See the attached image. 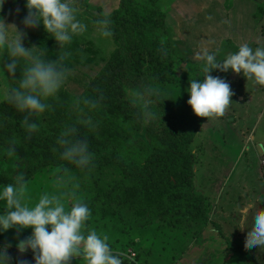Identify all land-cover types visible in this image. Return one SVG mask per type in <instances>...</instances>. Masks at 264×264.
I'll list each match as a JSON object with an SVG mask.
<instances>
[{
    "label": "rangeland",
    "instance_id": "rangeland-1",
    "mask_svg": "<svg viewBox=\"0 0 264 264\" xmlns=\"http://www.w3.org/2000/svg\"><path fill=\"white\" fill-rule=\"evenodd\" d=\"M8 1L12 2L9 6ZM206 1L207 7L210 4L207 9ZM17 2L19 6L16 8L14 4ZM23 3L24 0H5L0 9V17L6 24L14 25L18 29L22 28V20L27 14ZM170 5L172 12L168 15L167 24L177 53L189 63V66L184 64L181 67L182 71L190 75L187 83L197 78L201 82L204 79L202 68L199 66L203 63L199 54L204 48H207L209 52L217 53V59L221 60L227 54L236 52L238 46L244 43H248L253 48L264 46V0H171ZM234 7H237L241 16ZM78 8V18L88 25V31L74 39H81L85 47L88 46L90 50L81 51L73 44L66 45L60 50L59 44L53 38L52 44L44 47H53L54 57L51 61H55L57 56L64 52L72 58L70 66L65 64L69 70L65 85L55 99L48 101L53 106L54 101L59 99L60 93L65 92L68 95L66 104L71 110L84 93L86 84L97 76L106 63L105 60L115 49L111 40L101 39L98 36L94 24L87 23L91 14L101 15L97 12V8L89 10L81 6ZM233 9L236 10L235 13ZM217 10H221L223 14L217 13ZM85 13L88 15H84ZM223 26L232 28H228L227 31ZM44 34L48 33L42 26L26 30V38L22 41L24 47L26 49L37 47L36 41L44 37ZM34 51L45 55V50L37 48ZM88 59L92 62L87 63ZM19 78V72L13 74L12 79ZM227 83L233 93L231 103L223 116L209 117L205 120L192 146L196 155L193 178L196 191L207 199L206 205L211 204L213 208L218 209V213H214L215 223H210V220L202 222L200 218L195 221L190 215L184 216L183 212L177 214L178 211H189L188 208L177 209L168 220L157 223L147 219L141 220V216L137 214L135 216L132 213H128L132 220L107 216L108 206L96 200L90 193V181L74 171L80 184L75 197L87 203L92 213L88 222L89 227L96 229L98 233L106 234L109 237L110 246L114 252L122 253L123 260L131 264H149L147 257L151 255V251L160 247L166 250L165 245H204L201 247L204 251L205 245H208L206 249L215 250V254L221 251L227 254L223 258H207V255H204L202 258L204 262L211 260L217 264H240L244 259L242 264H251L255 259L257 264H264V253L253 248H246L247 229L238 227L241 219L240 210L249 202L256 207H264V166L262 165L264 161V87L255 85L242 74L232 72ZM11 84V78L0 79V94L5 85ZM157 91L164 99L184 100V93L179 92L177 87L164 86ZM142 98H145V95H142ZM136 138L145 140L146 134L141 132ZM19 158L17 156L9 159L2 153L0 173L9 174L12 177L17 172L24 173V166ZM59 171L60 168H52L29 181L25 200L34 201L42 193L51 191L52 177ZM208 208L205 209L207 215ZM2 210L3 206L0 204V211ZM117 210V207H114V211ZM180 216L183 217L180 218ZM135 219L136 223L133 222ZM251 219L252 211L249 212L248 220L245 221V227L250 226ZM31 231L30 228L19 232L9 229L0 234V246L12 245L10 248L15 251L20 260L34 264L31 250L21 255L16 248V244L20 240L27 239ZM235 246L239 250L246 249L251 260H247L243 252L238 255ZM132 254L136 257L132 258ZM176 255L178 261L175 264H181L185 258H180V252ZM70 264H81V262L71 260Z\"/></svg>",
    "mask_w": 264,
    "mask_h": 264
},
{
    "label": "trees",
    "instance_id": "trees-1",
    "mask_svg": "<svg viewBox=\"0 0 264 264\" xmlns=\"http://www.w3.org/2000/svg\"><path fill=\"white\" fill-rule=\"evenodd\" d=\"M170 1L120 0L119 7L109 14L113 35L108 39L115 49L78 98H99V108L89 110L81 105L82 110H78L77 100L71 110L66 104L68 95L61 92L51 111L33 118L39 128L29 136L20 127L22 114L0 101V150L11 138L17 140L15 154L22 161L28 182L52 168L73 167L59 160L53 148L60 131L76 125L80 136L87 137L94 158L89 171H73L90 181V193L108 206L107 216L132 220L128 216L132 213L157 223L168 220L177 209L188 208L177 214L183 212L202 222L210 220L205 198L197 193L193 179L196 155L192 146L206 118L194 115L187 104L190 75L181 67L189 63L177 53L170 35ZM89 2L76 0L78 6L88 10L92 9ZM96 10L103 14L100 8ZM98 17L91 14L87 23L93 25ZM36 44L45 50V59L54 57L53 47L44 48L52 44L50 34H44ZM71 44L81 51L90 50L81 39H73ZM71 62L72 58L66 56L65 64L70 66ZM230 73L213 70L209 75L227 82ZM164 86L177 87L184 93V100L162 98L157 89ZM148 91L151 95L146 94ZM149 112L151 119L145 116ZM88 117L96 124L92 130L78 124ZM141 132L146 134L145 140L136 138ZM12 180L9 174L0 173V184ZM235 248L251 260L246 249ZM8 255L12 264L20 260L11 248Z\"/></svg>",
    "mask_w": 264,
    "mask_h": 264
},
{
    "label": "clouds",
    "instance_id": "clouds-1",
    "mask_svg": "<svg viewBox=\"0 0 264 264\" xmlns=\"http://www.w3.org/2000/svg\"><path fill=\"white\" fill-rule=\"evenodd\" d=\"M5 0H0L2 9ZM27 14L22 20V28L8 25L0 17V79L11 78L12 84L5 85L0 100L22 114L20 127L30 136L38 131L39 125L34 117L51 111L49 100L55 99L68 79L69 70L65 65L64 52L55 61L46 60L45 55L34 51L38 47L26 49L23 39L26 30L42 26L61 48L71 45L74 37L88 31V25L78 18L79 8L76 0H24ZM98 36L111 38L112 20L101 14L95 21ZM203 81L199 78L189 82L186 90L187 104L197 117L209 118L223 116L231 103L233 95L229 83L220 77L209 75L213 70L231 71L242 74L255 85L264 87V46L251 47L248 43L238 46L236 52L217 59V53L202 49L199 54ZM6 61V62H5ZM19 72L20 78L12 79ZM147 95H151L148 91ZM83 105L89 110L100 106V99L82 98L77 101L78 110ZM147 119L152 114L145 113ZM89 130L96 127L91 117L78 121ZM3 120L0 118V127ZM8 146L0 151L9 158L16 157L17 140L13 137ZM53 152L58 158L73 167H61L52 177V190L42 193L38 199L27 202L25 192L28 181L25 174L17 172L11 183L0 184V234L9 229L17 232L31 229V235L16 244L22 255L27 250L33 253L34 264H70L79 258L81 264H124L122 253L114 252L106 234L98 233L89 227L91 210L87 203L75 197L80 184L73 168L80 172L91 169L94 154L86 136H80L76 125L65 126L55 140ZM70 201V203H67ZM252 211L250 226L245 227L249 212ZM239 228L247 229L246 248L264 253V207H256L249 202L240 210ZM10 244L0 246V264H12L8 255ZM17 264H28L21 259Z\"/></svg>",
    "mask_w": 264,
    "mask_h": 264
},
{
    "label": "crops",
    "instance_id": "crops-1",
    "mask_svg": "<svg viewBox=\"0 0 264 264\" xmlns=\"http://www.w3.org/2000/svg\"><path fill=\"white\" fill-rule=\"evenodd\" d=\"M7 3L9 6V3L11 5L12 2L8 1ZM207 4H208V2L206 1L205 2V5H206L205 8L206 9L210 6V4H209V6L207 7ZM14 5L16 6V8L19 6L18 2L15 3ZM89 5L91 8H100L102 10L103 14L109 15L111 12H113L114 10H116L119 7L120 0H90ZM234 8L237 9V7H234ZM235 9H233L234 13L236 12ZM221 10H217V13L221 14V12H222ZM233 10L231 11L232 13H233ZM237 11H238V9H237ZM237 13L239 14V11ZM222 14H223V12H222ZM239 15L241 16V14H239ZM223 28H225V26H223ZM228 28L230 29L232 27L229 26V27H226L225 29L227 30ZM236 34H237V31H236ZM233 36H235V35H233ZM233 36H231V37H233ZM223 38H224V36H223ZM225 38H229V37H225ZM262 165L264 166V161H262ZM205 202H206V204H208L206 198H205ZM209 205H210V208H208ZM209 205H206V207L208 208V215H209L210 221H211L210 223H215L216 218L214 217V213L217 214L218 209L213 208L211 204H209ZM202 246H204V245H165L166 250H164L163 247H160L156 250H152L151 255L149 257H147L148 262H149V264H175L178 261L177 260L178 256L176 254H178L180 252L181 253L180 258L181 259L185 258L181 262V264H217L216 262H213L211 260H205V262H204V260H202V258L204 255H207V258L208 257H219V258L221 257V258H223L224 255L227 254L226 252L221 251V253H219L221 256H219V254H215V252H216L215 250L206 249L208 245H205L206 246L205 251L201 248ZM152 248H153V245H152ZM204 252H205V254H204ZM236 252L238 253V255L240 254V252H238V251H236ZM228 257H229V255H228ZM233 257L235 258L236 256L234 255ZM75 260H79V258H77ZM242 260L245 261L244 259H242ZM242 260H241L240 264H242ZM252 261H253V263H251V264H257L255 259ZM234 263H235V261H234Z\"/></svg>",
    "mask_w": 264,
    "mask_h": 264
},
{
    "label": "built area",
    "instance_id": "built-area-1",
    "mask_svg": "<svg viewBox=\"0 0 264 264\" xmlns=\"http://www.w3.org/2000/svg\"><path fill=\"white\" fill-rule=\"evenodd\" d=\"M131 257H132V258H135V257H136V255H135V254H132V255H131Z\"/></svg>",
    "mask_w": 264,
    "mask_h": 264
}]
</instances>
